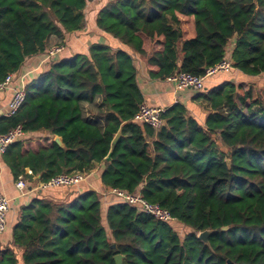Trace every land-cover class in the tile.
Instances as JSON below:
<instances>
[{"label":"trees","instance_id":"obj_1","mask_svg":"<svg viewBox=\"0 0 264 264\" xmlns=\"http://www.w3.org/2000/svg\"><path fill=\"white\" fill-rule=\"evenodd\" d=\"M85 8L86 0H0V84L49 36L83 30ZM95 23L124 48L93 44L27 85L21 109L0 120V135L17 126L26 134L3 162L14 180L29 169L41 183L97 168L104 188L138 192L189 233L180 239L171 223L122 203L104 217L98 194L83 191L23 207L0 264H115L117 255L121 264H264V84L255 97L232 82L198 92L204 121L174 104L153 129L133 122L144 100L129 54L154 80L202 77L225 58L251 80L264 74V0H112ZM36 133L63 147H26ZM205 231L207 244L198 239Z\"/></svg>","mask_w":264,"mask_h":264},{"label":"crops","instance_id":"obj_2","mask_svg":"<svg viewBox=\"0 0 264 264\" xmlns=\"http://www.w3.org/2000/svg\"><path fill=\"white\" fill-rule=\"evenodd\" d=\"M99 10L96 12L92 21H85L86 26L83 30L63 34L60 37L49 36L45 42V51L36 56L27 58L18 71L12 74L10 84L4 90L0 91V120L8 118V104L14 91L26 88V86L36 80L40 74L46 73L53 62L70 59L75 54H86L88 53L89 47L93 44L105 45L115 51L124 48L117 40L103 33L96 27L95 19ZM233 48L234 43H230L226 51L228 56H230ZM53 50L57 51L52 53ZM129 54L132 58L133 66L136 69V82L145 104L161 109L169 108L174 104H181L187 109L189 116L200 121L205 120L208 112L203 110L202 106L193 100L198 92L187 89H177L168 80L160 81L151 79L148 76L145 63L141 57L130 52ZM246 80L247 78L245 76L232 68L220 76L206 78L204 80L203 90L200 93H206L221 86L225 82H232L235 85H239L241 83H246ZM85 108L87 110V116L94 118L96 115L95 109L88 106ZM38 137L42 138L39 144H43L42 142L44 139L54 140V138H56L47 134H30L28 135V138L31 139V142L28 143L29 147H35L36 140L34 138L37 139ZM25 174L26 177L24 178L27 185L26 192L19 193L15 187L17 180H14L11 171L3 162L2 155H0V194L6 197L10 202V210L6 216V229L0 234V251H5L13 247L12 230L19 221L21 209L28 206L32 201L43 199L63 203L72 201L74 197L81 194L83 191H95L94 188L97 187L99 190L103 189L99 182V171L97 168L87 175V179L84 183L66 189H39L38 187L41 184L39 176H33L29 169H25ZM107 198L108 200L112 199L111 196H107L105 199L100 196L102 205L106 208L103 212L104 217L106 216L108 207L114 205L109 203ZM114 201H116L115 198ZM115 204H117V202H115Z\"/></svg>","mask_w":264,"mask_h":264},{"label":"built area","instance_id":"obj_3","mask_svg":"<svg viewBox=\"0 0 264 264\" xmlns=\"http://www.w3.org/2000/svg\"><path fill=\"white\" fill-rule=\"evenodd\" d=\"M58 50V49H57ZM55 50V51H57ZM54 50L52 51L55 52ZM232 69V63L229 58H225L212 68L205 71L202 77H195L185 73H178L170 77L168 81L172 83L177 89H187L195 92H201L203 90L204 80L217 73L227 72ZM12 75H8L4 81L0 84V91L4 90L11 82ZM26 98L25 88L15 90L13 96L8 104L7 117H12L17 114L24 104ZM164 109L151 107L145 103L139 106L138 112L134 117L133 122L138 125H147L153 129H158L162 126V120L160 114ZM26 138V134L23 132L20 126L10 130L5 135H0V155H3L7 147L14 142L22 141ZM87 179L86 174L82 173H70L63 174L50 179L47 183H41L39 189L42 190H54V189H66L74 186H78L84 183ZM16 189L19 193L26 192V181L23 176L17 178ZM101 197L113 196L117 203L126 204L137 210L138 213L147 215L155 219L156 221L164 223H172L175 220L171 219L168 212L161 209L158 205H150L146 203L138 192L135 194H129L127 192L106 189L102 186ZM10 210L9 200L0 194V234L6 229V216Z\"/></svg>","mask_w":264,"mask_h":264},{"label":"rangeland","instance_id":"obj_4","mask_svg":"<svg viewBox=\"0 0 264 264\" xmlns=\"http://www.w3.org/2000/svg\"><path fill=\"white\" fill-rule=\"evenodd\" d=\"M109 1H112V0H86V8L84 10V15L87 18L86 21H92V19L95 17L96 12L101 7L105 6ZM223 73H225V72L217 73V74H215L213 76L217 77V76H220ZM263 84H264V74H261L260 76L252 78L251 80L247 81L244 84H240V86H242V90L239 92V94L241 95L243 92H245L248 89H250L251 92H252L253 97H255L256 89L261 87ZM34 139L36 140V145H38L39 141L42 140L41 137H38L37 139L34 138ZM26 147H29V145L27 144ZM97 188H94V189H95L96 193L98 191V195L100 197L102 192H104V190H102V189L99 190ZM111 198L112 199H109V200L107 198V200L109 201V203L115 204L116 201H114V197L111 196ZM104 207L105 206L102 205V213L104 212V209H106ZM171 224H172V228L177 233V235L180 237V239H183L185 237V235H187L189 233L188 229L185 228L184 226H182L181 224H179L178 222H172Z\"/></svg>","mask_w":264,"mask_h":264},{"label":"water","instance_id":"obj_5","mask_svg":"<svg viewBox=\"0 0 264 264\" xmlns=\"http://www.w3.org/2000/svg\"><path fill=\"white\" fill-rule=\"evenodd\" d=\"M119 137H120V133L117 134L115 140L112 142V145L115 144V143L117 142V140L119 139ZM53 141H54L56 144H58L60 147H63V144H62L60 138H57V137H56V138H54ZM109 159H110V155H108V157L106 158V160L109 161ZM227 164H229L228 161H227ZM229 229H230L229 227H224V228L221 229V231H228ZM211 233H213V232H212V231H205V232H202V233L198 234V239H199L201 242L207 244V239H208V237H209V235H210ZM114 261H115V264H121V263H122V257H121L120 255H117V256L114 257Z\"/></svg>","mask_w":264,"mask_h":264}]
</instances>
